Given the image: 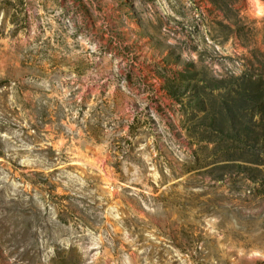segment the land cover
Listing matches in <instances>:
<instances>
[{
	"label": "rangeland",
	"instance_id": "1",
	"mask_svg": "<svg viewBox=\"0 0 264 264\" xmlns=\"http://www.w3.org/2000/svg\"><path fill=\"white\" fill-rule=\"evenodd\" d=\"M0 264H264V0H0Z\"/></svg>",
	"mask_w": 264,
	"mask_h": 264
}]
</instances>
